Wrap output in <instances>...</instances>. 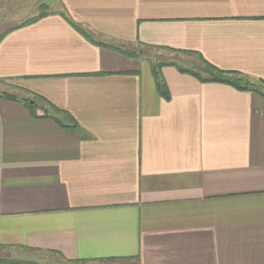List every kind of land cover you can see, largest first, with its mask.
<instances>
[{"label": "crops", "instance_id": "0c3cea01", "mask_svg": "<svg viewBox=\"0 0 264 264\" xmlns=\"http://www.w3.org/2000/svg\"><path fill=\"white\" fill-rule=\"evenodd\" d=\"M39 1L0 0V264H264V96L100 45L264 83V0Z\"/></svg>", "mask_w": 264, "mask_h": 264}, {"label": "trees", "instance_id": "16d2710c", "mask_svg": "<svg viewBox=\"0 0 264 264\" xmlns=\"http://www.w3.org/2000/svg\"><path fill=\"white\" fill-rule=\"evenodd\" d=\"M44 16H45L44 12H41L39 15L35 16L34 18L23 22L19 27H23V26H27V25H30L32 23H35ZM83 34L85 36H87V34L85 32H83ZM87 37H89V36H87ZM100 45H103V46H106L109 48H113L114 50H117L118 52L123 53L125 55H128L132 58H146L147 60H149L151 62L152 72H153V75L155 77L156 85H157V88L160 92V95L167 100L170 99V93H169L167 84H166V82L162 76V68L165 66L177 67L181 73L190 74V75L196 77L201 82L230 84L239 90L255 91V92H258L259 94H261L262 96H264V92L261 90V88L264 86V83H260V84L254 83L238 71H227V70L219 69V68L215 67L214 65H211L210 63H208L200 55L198 57V61L200 62V65H199V68L195 71L194 69H190L188 67L178 65V63L173 62V61L172 62L161 61V62L154 63V62H152V60H150L149 58L146 57V54H144V51H142V50H140V51L133 50V49L132 50L131 49L130 50L120 49L119 50V49L114 48V46L106 45L104 43H100ZM139 45H143L145 47H148L147 45H144L141 43H139ZM0 98L13 100V101L18 100V98L15 95L8 94V93H1ZM30 101L31 100H29V101L24 100V103L32 109V113H35L33 110V106H36V103H34L32 106ZM55 110L58 114H62V115L67 116L68 119L73 123V124L68 125L62 121H58L64 128H68V129L79 128L77 122L72 118V116L70 114H68L64 111L57 110V109H55ZM55 119L58 120V118H55ZM112 260H118V259H112Z\"/></svg>", "mask_w": 264, "mask_h": 264}, {"label": "rangeland", "instance_id": "374dc122", "mask_svg": "<svg viewBox=\"0 0 264 264\" xmlns=\"http://www.w3.org/2000/svg\"><path fill=\"white\" fill-rule=\"evenodd\" d=\"M39 0H27V5L22 7V9H20L19 13L15 14L14 15V18H17V19H20V20H24L26 19L27 17H31V16H35V15H38L39 13V5H40V1L38 2ZM36 4L37 7H36ZM136 50L137 51H144V54H146V57L149 58L150 60H152V62L154 63H157V62H161V61H166V62H169V61H175L177 63H180L181 66H184V67H188L190 69H194L195 71L199 68V65H200V62H197V60H192V59H187V58H184L182 56H169L168 53L166 52H160L159 49H156L154 47H145L143 45H138V48L135 46V47H131V50ZM10 84L8 83H1L0 84V89L4 90H8L10 88ZM30 103H32V101H30ZM36 260H41L43 261V259H37L35 257ZM31 260H33V258H31Z\"/></svg>", "mask_w": 264, "mask_h": 264}]
</instances>
